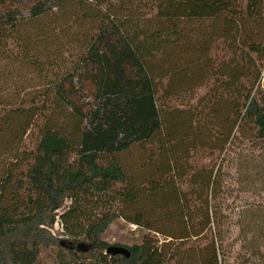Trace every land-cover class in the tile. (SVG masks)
Returning <instances> with one entry per match:
<instances>
[{"label":"trees","instance_id":"obj_1","mask_svg":"<svg viewBox=\"0 0 264 264\" xmlns=\"http://www.w3.org/2000/svg\"><path fill=\"white\" fill-rule=\"evenodd\" d=\"M2 64L39 82L0 94V264H264V214L232 222L216 173L237 131L264 140V0H0ZM86 74L115 126L94 138L59 100ZM118 219L148 232L129 258L102 240Z\"/></svg>","mask_w":264,"mask_h":264},{"label":"rangeland","instance_id":"obj_2","mask_svg":"<svg viewBox=\"0 0 264 264\" xmlns=\"http://www.w3.org/2000/svg\"><path fill=\"white\" fill-rule=\"evenodd\" d=\"M52 1V0H50ZM53 3L44 6V11L50 9ZM26 7H20L19 14L27 17ZM153 13H151L152 15ZM200 23H197L198 27ZM66 56L73 55V49H66ZM2 64L0 69V94L1 96H23L29 92L31 87H35L39 79L32 72L16 71L5 69ZM92 74H86L81 77L83 87L76 88L73 93L59 95V100L64 106H69L72 110H77V116L80 120V133H86L88 136H95L97 133H111L115 126L112 119L113 113L108 111L103 103L93 100L90 86H94L95 80ZM33 77V80L25 81V78ZM85 78L87 79L85 82ZM84 82V83H83ZM260 88L264 91V65L262 68V78ZM207 92L206 88L199 89L197 96H202ZM195 102V101H194ZM75 112V111H74ZM75 117V116H74ZM74 117L64 118L59 114L58 119L65 122L69 130L75 127ZM35 131V130H34ZM94 138V137H92ZM126 136L117 137V146L122 143ZM121 142V143H120ZM35 144V136H25L13 146V156L18 155L23 150H32ZM11 157H7L5 152L0 149V178L5 171V166L10 162ZM209 162V160H205ZM216 173L221 175V194L218 200L219 205L228 214L232 222L243 220L247 212H253V220L261 221L264 214V140H255L248 133L240 134L238 131L234 134L226 151L221 155L217 162ZM111 198L103 196L99 201V206H108ZM52 233L58 238L67 240L62 236L61 226H54ZM148 232L136 225H133L123 219L116 220L103 234L102 240L109 246H132L140 244L142 238ZM162 240V237H158ZM58 254L56 248H52L48 253L42 254V260L46 264H55V257Z\"/></svg>","mask_w":264,"mask_h":264},{"label":"water","instance_id":"obj_3","mask_svg":"<svg viewBox=\"0 0 264 264\" xmlns=\"http://www.w3.org/2000/svg\"><path fill=\"white\" fill-rule=\"evenodd\" d=\"M78 246L82 250H85V248H84V246L82 244H79ZM106 254H109V255H112V256L121 255V256H124L125 258H129L130 257L129 250L127 248L121 247V246H110L107 249Z\"/></svg>","mask_w":264,"mask_h":264}]
</instances>
